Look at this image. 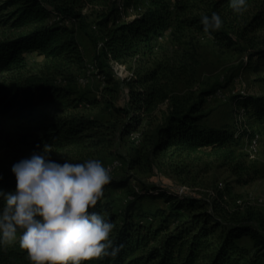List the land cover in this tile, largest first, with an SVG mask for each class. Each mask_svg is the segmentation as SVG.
Masks as SVG:
<instances>
[{"label": "trees", "instance_id": "trees-1", "mask_svg": "<svg viewBox=\"0 0 264 264\" xmlns=\"http://www.w3.org/2000/svg\"><path fill=\"white\" fill-rule=\"evenodd\" d=\"M193 1L177 0L172 7L168 0H150L149 7L134 19L114 22L107 29L104 52L115 60L149 56L156 39L174 24L177 28L188 27L206 34L201 17L216 12L224 24L211 35L221 45L230 47L238 37L246 42L250 57L264 59V38L257 35L264 29V0H248L247 11L242 15L233 12L229 0H196L206 6L203 15H195L188 11ZM114 4L112 0H67L63 4L59 0H0V29L12 33L0 39V75L23 68L25 55L30 52L47 58L53 76L81 73L86 69V59L76 31L65 22H80L85 26L84 7L106 8ZM112 14V11L106 14L103 23H108ZM173 74L176 71L169 65L158 63L146 75L137 77V83L129 91V107L124 109L128 120L126 130L138 132L146 120L153 118L160 103L170 101L169 111L150 139L152 153L207 155L228 166L240 181L254 179L248 155L239 151V139L245 134L250 139L256 135L246 116L264 124V96L240 95L235 99L243 120L233 128L207 127L202 123L206 117L203 105L210 92L203 91L200 99L193 102L173 98L166 89ZM84 100L69 87L36 75L21 76L11 83H0V118L13 121L16 129L23 130L22 143L29 151H42L48 144L51 150L69 153L56 162L82 163L104 147L116 131L114 126L79 112ZM37 110L51 111L54 119L36 123ZM74 151L81 155L71 156ZM145 157L147 162L154 163L149 154ZM14 163L10 153L0 154V175L3 176L0 188L15 189L16 178L11 171ZM127 185L112 178L105 186L103 201L96 207V211L106 213L116 224L115 241L124 247L114 260L90 264H264V229L239 219L223 200L210 203L188 194L157 191L153 196L172 202L170 212L162 216L158 225L145 224L138 220L136 213L137 203L143 196L131 202L122 215L115 211L109 199L112 190ZM183 211L189 217L181 222ZM244 238L253 243L252 250L239 244ZM0 264L32 262L26 250L16 244L0 247Z\"/></svg>", "mask_w": 264, "mask_h": 264}, {"label": "rangeland", "instance_id": "rangeland-1", "mask_svg": "<svg viewBox=\"0 0 264 264\" xmlns=\"http://www.w3.org/2000/svg\"><path fill=\"white\" fill-rule=\"evenodd\" d=\"M59 1L63 4L67 0ZM112 1L115 4L106 8L84 7L83 13L87 15L85 26L80 22H65L76 31L86 59L84 71L65 77L53 76L47 58L30 52L25 55L23 68L1 74L0 83H11L21 76L36 75L53 84L69 87L76 96L85 99L79 112L115 127L111 140L89 159L102 161L111 169L114 180L128 183L126 187L112 190L109 194L119 215L131 202L143 196L137 203L138 220L158 225L162 216L170 212L172 202L153 195L159 193L157 191H167L172 195L188 194L210 203L223 200L239 219L264 229V124L250 116L245 118L259 135L258 151L254 157L250 154L252 139L246 134L239 139V151L248 155L252 175H255L247 182L246 178L242 181L237 179L228 166H222L214 157L177 155L172 151L152 153L150 139L169 111L170 101L160 103L153 118L146 120L138 132L126 130L128 120L124 112L129 107V91L137 83V77L146 75L156 64L165 63L176 71L166 88L173 98L193 102L200 99L203 91H209L203 105L206 117L202 123L217 129L233 128L243 120L237 112L235 99L240 95L264 96V59L250 57L246 42L238 37L232 46L226 47L213 35L200 34L188 27L177 28L178 25L174 24L156 39L151 55L115 60L104 52V47H99L107 40V29L113 27L114 22L134 19L149 7L150 0ZM168 1L172 7L176 6L177 0ZM190 6L188 11L193 14H204L206 4L202 1L194 0ZM111 11V20L103 23L105 15L111 14ZM11 34L8 30L0 29V39ZM257 35L264 38V29L258 31ZM34 118L38 123L44 119H54V114L37 110ZM22 133L23 130L14 127L13 121L0 118V154L10 153L15 162L31 156L33 152L22 143ZM67 154L65 151L51 150L47 158L55 161ZM147 154L151 156L153 164L146 161ZM80 155L78 151L71 154L73 157ZM0 191L9 192L7 187H1ZM151 191L156 192L152 194ZM182 213L179 220L187 221L188 213ZM239 244L253 249L249 238L242 239Z\"/></svg>", "mask_w": 264, "mask_h": 264}, {"label": "clouds", "instance_id": "clouds-1", "mask_svg": "<svg viewBox=\"0 0 264 264\" xmlns=\"http://www.w3.org/2000/svg\"><path fill=\"white\" fill-rule=\"evenodd\" d=\"M229 6L242 15L248 0H229ZM200 23L211 35L224 21L213 12ZM50 152L45 144L41 153L12 165L15 189L0 191V247L18 243L32 264L114 260L124 245L115 241L111 217L96 211L112 182L111 169L98 159L59 163L47 158Z\"/></svg>", "mask_w": 264, "mask_h": 264}, {"label": "built area", "instance_id": "built-area-1", "mask_svg": "<svg viewBox=\"0 0 264 264\" xmlns=\"http://www.w3.org/2000/svg\"><path fill=\"white\" fill-rule=\"evenodd\" d=\"M104 45H105V42L104 43H101L99 45V47L100 48H103ZM257 137H259V135L256 134L252 138V140H251V144H250V148H251V153L250 154H251V157H254L255 156V153H257V151H258V143H259V141H258Z\"/></svg>", "mask_w": 264, "mask_h": 264}]
</instances>
